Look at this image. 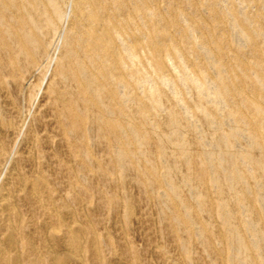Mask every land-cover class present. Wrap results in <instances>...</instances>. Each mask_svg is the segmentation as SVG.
Returning <instances> with one entry per match:
<instances>
[{
  "label": "rangeland",
  "instance_id": "obj_1",
  "mask_svg": "<svg viewBox=\"0 0 264 264\" xmlns=\"http://www.w3.org/2000/svg\"><path fill=\"white\" fill-rule=\"evenodd\" d=\"M0 264H264V0H0Z\"/></svg>",
  "mask_w": 264,
  "mask_h": 264
}]
</instances>
